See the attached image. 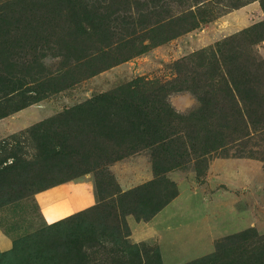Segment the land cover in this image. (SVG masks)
I'll list each match as a JSON object with an SVG mask.
<instances>
[{
	"label": "rangeland",
	"instance_id": "374dc122",
	"mask_svg": "<svg viewBox=\"0 0 264 264\" xmlns=\"http://www.w3.org/2000/svg\"><path fill=\"white\" fill-rule=\"evenodd\" d=\"M236 1L0 0V11L13 14V30L20 40L13 45L11 57L26 65L27 60L35 59L26 70L31 75L29 82L36 80L28 94L41 97L0 118V160L7 158L0 166L12 164L14 156L7 154L11 151L27 161L41 159L29 133L32 126L101 93L117 90L123 96L129 92L149 96L159 84L173 83L176 62L264 19V0H239L246 5L256 3V8L250 6L240 12L232 7ZM161 4L166 6L161 8ZM79 15L84 17V37L74 36L70 27V20ZM257 50L264 58V41ZM14 65V69L20 66ZM168 101L185 118L200 106L191 91L172 92ZM228 141L207 155L191 150L183 153L181 165L166 173L177 183L179 195L146 224L117 209L114 214L113 208L99 202V183L103 180L130 182L131 171L137 166L150 168V175L138 176L133 183L144 184L155 177L153 153L157 148L132 147L125 142L118 160L103 161L95 171L70 181L68 196L53 186L50 191H38L0 206V254L12 250L23 238L37 240L44 233L42 229L59 222L66 224L79 212L85 214L87 223H97L101 214L113 212L111 217H104L105 226H122L123 233L128 231L123 224L126 220L130 231L127 241L141 249L159 247L163 264H184L258 240L264 236V135ZM132 149L131 154L123 152ZM131 156L130 162L125 160ZM91 182L94 196L83 187ZM11 183L1 192L15 191ZM115 239L114 230L105 244L115 247ZM102 253L108 256L104 249Z\"/></svg>",
	"mask_w": 264,
	"mask_h": 264
},
{
	"label": "trees",
	"instance_id": "16d2710c",
	"mask_svg": "<svg viewBox=\"0 0 264 264\" xmlns=\"http://www.w3.org/2000/svg\"><path fill=\"white\" fill-rule=\"evenodd\" d=\"M245 5L237 0L232 7ZM144 7L149 4L145 2ZM8 14L0 11V118L41 98L28 94L34 88L29 86L35 85L32 83L36 80L29 82L31 75L26 70L35 59L27 60L26 65L11 57L13 45L20 40L13 30V14ZM82 18L79 15L70 20L74 36L86 34ZM262 41L264 19L176 62L177 77L173 83L159 84L149 96L130 95L131 92L123 96L117 90L101 93L32 126L29 133L41 159L27 161L11 151L7 154L14 156L12 164L1 167L7 158L0 160V206L90 174L103 161L118 160L125 148L122 145L127 142L132 147L157 148L158 153H153L155 177L128 190H122L114 177L112 182L103 180L99 183V202L113 208L114 214L117 209L134 216L136 221H150L180 193L177 183L166 173L181 165L183 153L191 150L207 155L226 146L229 139L264 135V58L257 50ZM12 63L20 64L19 68L14 69ZM182 91H191L200 102L199 108L186 118L173 110L168 101L169 94ZM176 139L180 142L176 143ZM11 182L15 191L1 192ZM112 213L101 214L97 223H87L85 214L79 212L66 224L59 222L42 229L44 233L37 240L23 238L16 242L12 250L0 254V263L163 264L159 247L141 249L127 241L130 231L126 220L123 224L127 233L121 231L122 226H105L104 217H111ZM114 230L115 247L109 248L105 242L112 239ZM103 249L108 256L102 253ZM98 258L104 261L95 262ZM184 264H264V236Z\"/></svg>",
	"mask_w": 264,
	"mask_h": 264
},
{
	"label": "crops",
	"instance_id": "0c3cea01",
	"mask_svg": "<svg viewBox=\"0 0 264 264\" xmlns=\"http://www.w3.org/2000/svg\"><path fill=\"white\" fill-rule=\"evenodd\" d=\"M255 4L256 3H249V4H247V5H245V6H243V7H241V8H239V9H237V10H235L236 12H240V10H245V9H248V7H250V6H255ZM255 8H256V6H255ZM236 12H234L233 14H235ZM233 14H231V15H233ZM133 157L134 156H131V157H127V158H125V160H127V161H129L130 162V160H132L133 159ZM140 157V156H139ZM140 163H142V161L141 160H139V165H140ZM150 169V168H149ZM148 168H146V167H136L133 171H131V175H130V177H129V180H130V182H126L125 184H123V183H120L119 182V184H120V186L123 188V190H128L129 188L131 189V188H133L134 186H136V185H139V184H136V183H133L134 182V180H138V178L139 177H147V176H149L150 175V170H149ZM127 172H130V171H128L127 170ZM119 172H117L116 174H118ZM128 174V173H127ZM127 174H126V176H127ZM152 174V173H151ZM86 176V175H85ZM139 176V177H138ZM152 176H153V174H152ZM79 178H81V177H79ZM152 178V177H151ZM78 180V179H77ZM75 181V180H74ZM71 182H73V181H71ZM71 182H67V183H65V184H61L60 186H56V187H53V189H58L57 191L58 192H60V190L65 194L64 196L66 197V196H68L69 194H71L69 191V189H67L66 190V188H68L69 186H70V184H71ZM91 186H93V183L91 182V183H87V184H83V187L84 188H89V194H92L93 196H94V194H95V190H94V192L91 190ZM71 189H72V186H71ZM48 191H50L49 189H47ZM46 190V191H47ZM53 191V190H52ZM66 191H68V192H66ZM62 193V194H63ZM67 198H69V197H67ZM70 199V198H69ZM73 203V202H72ZM69 206H72V205H69ZM73 206H74V204H73ZM157 215H155L154 217H156ZM153 217V218H154ZM153 218H152V220H153ZM152 220H150V221H152ZM146 223H149V222H141V224H146ZM141 226H143V225H141ZM144 228V227H143ZM144 230H146V229H144Z\"/></svg>",
	"mask_w": 264,
	"mask_h": 264
}]
</instances>
